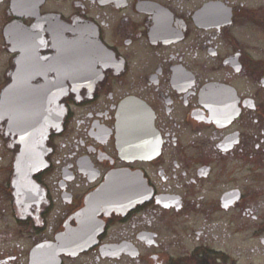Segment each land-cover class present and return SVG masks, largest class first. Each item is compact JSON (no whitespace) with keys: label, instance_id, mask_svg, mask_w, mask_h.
<instances>
[{"label":"flooded vegetation","instance_id":"obj_1","mask_svg":"<svg viewBox=\"0 0 264 264\" xmlns=\"http://www.w3.org/2000/svg\"><path fill=\"white\" fill-rule=\"evenodd\" d=\"M260 213L264 0H0V264H242Z\"/></svg>","mask_w":264,"mask_h":264},{"label":"water","instance_id":"obj_2","mask_svg":"<svg viewBox=\"0 0 264 264\" xmlns=\"http://www.w3.org/2000/svg\"><path fill=\"white\" fill-rule=\"evenodd\" d=\"M216 92H219V93H222V94H225V95H228V96H230L231 95V93L234 95L235 94V92H234V90L233 89H231V88H228V87H221L220 89H214V88H207L204 92H203V94H202V100L204 101V102H206V103H210V98H211V95L213 94V93H216ZM126 107H128L129 108V105L127 106L126 105ZM213 108V106L211 107V109ZM126 116V115H125ZM125 116H121V123H122V126L124 127V132L126 133V134H128V128H127V116L125 117ZM233 118V116L231 115L230 116V114H222L221 112H220V110H212V112H211V121H213V122H224L226 119L228 120V122L231 120Z\"/></svg>","mask_w":264,"mask_h":264},{"label":"rangeland","instance_id":"obj_3","mask_svg":"<svg viewBox=\"0 0 264 264\" xmlns=\"http://www.w3.org/2000/svg\"><path fill=\"white\" fill-rule=\"evenodd\" d=\"M259 216H262V226H263V238H264V213H260V214H257ZM252 225H250L249 227V233L247 236H249V240H248V243H247V246L248 248H253L255 245L254 244H257V241L254 239V236L252 235V228H251ZM260 250L262 252H260V254L258 256L254 255V256H250L249 259L247 261H242V264H264V248H261L260 247Z\"/></svg>","mask_w":264,"mask_h":264}]
</instances>
